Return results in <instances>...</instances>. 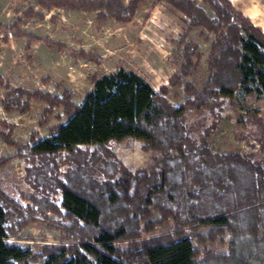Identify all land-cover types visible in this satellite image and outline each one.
I'll return each instance as SVG.
<instances>
[{
  "label": "rangeland",
  "instance_id": "374dc122",
  "mask_svg": "<svg viewBox=\"0 0 264 264\" xmlns=\"http://www.w3.org/2000/svg\"><path fill=\"white\" fill-rule=\"evenodd\" d=\"M230 2L264 36V0ZM46 3L0 0V202L7 211L6 241L30 249L31 264H41L48 247L90 242L92 229L62 206L61 185L95 191L127 172L129 189L138 195L122 200L107 220L125 224L129 236L112 242L121 257H130L137 244L177 233L190 238L198 260L208 252L227 254L230 227L216 229L205 222V214L217 208L229 214L243 206L228 209L235 193L224 192L219 180L201 182V175L211 178L213 171L202 168L192 177L191 187L208 193V209L188 222L181 194L171 203L166 191H157L150 205L144 202L145 187L165 153L146 148L142 140L127 137L53 154L30 147L67 119L66 109L83 100L95 77L124 68L142 76L170 104L185 107L183 125L193 146L203 144L228 164L250 163L264 172V94L243 87L220 94L212 82L217 34L193 25L168 0H138L133 14L119 19L105 8L86 11ZM194 3L214 15L204 0ZM209 86L213 92L203 98ZM195 169L196 164L189 171ZM89 179L96 184H88ZM218 190L223 193L216 195ZM257 227L256 236L264 238L260 218Z\"/></svg>",
  "mask_w": 264,
  "mask_h": 264
},
{
  "label": "trees",
  "instance_id": "16d2710c",
  "mask_svg": "<svg viewBox=\"0 0 264 264\" xmlns=\"http://www.w3.org/2000/svg\"><path fill=\"white\" fill-rule=\"evenodd\" d=\"M37 1L42 6L47 5L46 0ZM137 1L129 0L125 4L122 0H52V3L86 11L105 8L119 19L122 14H133ZM204 1L212 10V17L194 0H168L187 15L193 25L217 34L212 46L213 86L227 96L236 87H243L249 93L264 94V36L230 0ZM212 92L210 86L204 89L203 98ZM184 108L167 102L136 72L118 68L95 77L83 100L66 109L67 119L48 137L34 141L30 149L38 154H53L60 150L72 152L81 145L102 146L110 140L127 137L142 140L146 148L165 153L157 161L153 182L145 187L142 199L150 205L157 191H166L172 202L181 194L186 199L188 222H193L192 216L206 213L205 209H208L204 198L208 193L194 190L192 177L201 174L202 168L205 173L213 171L215 175L211 178L208 174L201 175V182L219 180L218 187H223L224 192L235 193L228 209L243 206L229 214L224 213V208L205 214V222L217 226L216 229L225 225L230 227L228 253L208 252L198 260L190 238L177 233L144 241L135 245L130 257H121L112 242L129 236L125 224L113 226L116 222L110 225L107 220L120 210L122 200L138 195H133L135 191L129 189L131 178L125 172L120 180L104 183L95 191L79 184L61 185L62 206L92 229L87 235L90 242L48 247L41 264H264V238L256 236L258 218L264 225V172L250 163L228 164L222 156L210 154L203 144L193 146L183 125ZM169 150L175 154L168 156ZM195 164L197 169L190 172L189 168ZM225 178L229 183L222 185ZM80 179L77 173V180ZM87 183L96 184L92 179ZM221 193L223 191L215 192L216 195ZM236 197L240 199L237 204ZM6 218L7 211L0 202V264H31L30 249L6 241Z\"/></svg>",
  "mask_w": 264,
  "mask_h": 264
},
{
  "label": "bare ground",
  "instance_id": "6f19581e",
  "mask_svg": "<svg viewBox=\"0 0 264 264\" xmlns=\"http://www.w3.org/2000/svg\"><path fill=\"white\" fill-rule=\"evenodd\" d=\"M252 15H253V18H257V16H258L256 13H253Z\"/></svg>",
  "mask_w": 264,
  "mask_h": 264
}]
</instances>
